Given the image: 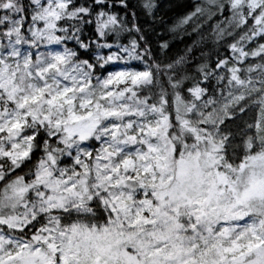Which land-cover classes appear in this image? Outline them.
Segmentation results:
<instances>
[{
    "label": "snow or ice",
    "instance_id": "6c2138e0",
    "mask_svg": "<svg viewBox=\"0 0 264 264\" xmlns=\"http://www.w3.org/2000/svg\"><path fill=\"white\" fill-rule=\"evenodd\" d=\"M0 264H264V0H0Z\"/></svg>",
    "mask_w": 264,
    "mask_h": 264
}]
</instances>
